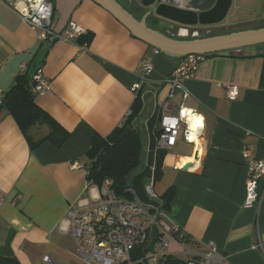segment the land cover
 I'll return each mask as SVG.
<instances>
[{"label": "crops", "instance_id": "0c3cea01", "mask_svg": "<svg viewBox=\"0 0 264 264\" xmlns=\"http://www.w3.org/2000/svg\"><path fill=\"white\" fill-rule=\"evenodd\" d=\"M51 1L53 27L64 31L76 21L89 33L87 44L41 42L18 11L0 0V88L6 95L22 67L32 74L41 68L50 88L35 101L70 132L61 146L47 139L32 149L14 116L4 106L0 109V247L9 240L22 264H93L81 258L76 239L65 232L70 206L99 198L100 187L88 179L86 152L95 134L106 137L123 124L137 97L132 87L142 72V59L154 62L152 76L160 80L181 57L156 54L95 0ZM179 1L202 5V0ZM237 2L233 0L227 17ZM129 4L140 18V8ZM226 18L215 22L214 15L207 26L189 27V34L234 31L223 24ZM163 32L172 35L176 30ZM205 55L194 76L184 80L191 91L186 104L205 116L204 137L196 146L180 139L166 150L156 182L161 197L175 188L169 215L189 236L188 241L177 238L168 254L188 261L183 245L202 251L213 241L228 264H264V252L253 248L259 235L264 241V201L259 211L244 206V150L250 158L264 160V44L256 51ZM228 85L238 89L235 100L228 96ZM167 90L166 84L152 82L138 93L144 106L134 124H143L147 143L146 123ZM148 107L151 113L143 118ZM51 131L48 125H36L31 134L39 140ZM187 163L189 170L184 169ZM46 255L51 262L44 260Z\"/></svg>", "mask_w": 264, "mask_h": 264}, {"label": "built area", "instance_id": "2783aa9c", "mask_svg": "<svg viewBox=\"0 0 264 264\" xmlns=\"http://www.w3.org/2000/svg\"><path fill=\"white\" fill-rule=\"evenodd\" d=\"M4 1L18 11L22 20L38 33L43 43L71 42L87 34L86 28L76 21H70L64 31L56 30L52 25L54 7L51 0ZM154 52L158 54L160 51L155 48ZM205 57V54L197 53L181 57L172 73L160 80L152 76L155 69L152 60L144 58L140 62L142 72L132 87L137 95L144 85L152 82L168 86L166 99L146 123L149 143L144 165L149 167L151 174L145 184V191L151 202L143 201L132 187L127 188L126 195L119 196L111 180L105 179L99 186L100 194L96 203L92 204L86 198L73 203L65 220V232L76 239L77 251L83 260L93 264H150L148 254L163 257L172 251V243L177 238L183 241L185 232L171 218L164 199L156 191V165L159 152L172 149L180 139L196 146L204 137L205 116L186 104L191 91L184 80L194 76ZM22 68L25 71L26 67ZM31 88L37 95L50 88V82L41 68L33 74ZM227 93L232 100L238 97L236 86L228 85ZM4 98L5 91L0 88V109L4 106ZM131 115L132 108H129L124 122ZM244 156L248 158L244 206L256 207L259 211L264 201V160L250 158L247 149L244 150ZM154 225L158 228V239L153 253L147 247ZM157 248L160 254H156ZM253 248L264 252V241L260 235ZM137 250H141L139 256H135ZM182 251L190 257L188 264H228L213 241L202 251L186 245H183ZM44 260L52 261L49 255Z\"/></svg>", "mask_w": 264, "mask_h": 264}, {"label": "trees", "instance_id": "16d2710c", "mask_svg": "<svg viewBox=\"0 0 264 264\" xmlns=\"http://www.w3.org/2000/svg\"><path fill=\"white\" fill-rule=\"evenodd\" d=\"M262 26L264 24L248 28ZM233 30L238 31L240 28ZM77 40L81 44H87L90 40L89 33L87 32V34L80 36ZM33 74L23 71L16 78L13 85L6 92L4 107L16 119L24 135L29 140L32 149L47 139L61 146L67 140L70 132L62 130L58 123L36 103L37 94L31 88ZM143 106V99L138 94L131 107L132 115L106 137L95 134L91 147L86 152V157L90 161L88 179L92 183L101 186L105 179H110L112 187L119 196L126 195L127 188L132 187L143 201L151 202L145 191V184L151 174L149 167L144 165L148 143L147 137L144 140L143 132L145 133L146 130L143 124H134V121L140 116ZM36 125H48L52 131L46 137L35 140L31 130ZM164 154L165 151H160L158 154L156 165L157 181L161 179L163 174ZM139 167H141L140 170H138ZM174 193L175 188L171 187L162 196L168 210H170ZM184 240H189L187 234H185ZM140 253L141 250H137L135 256H139ZM0 264H22L13 252L9 240L4 246L0 247ZM159 264H188V262L174 255L166 254L161 257Z\"/></svg>", "mask_w": 264, "mask_h": 264}, {"label": "water", "instance_id": "95a60500", "mask_svg": "<svg viewBox=\"0 0 264 264\" xmlns=\"http://www.w3.org/2000/svg\"><path fill=\"white\" fill-rule=\"evenodd\" d=\"M95 1L115 16L134 36L173 57L235 51L264 44V26L213 35L199 32L189 34V27L207 26L214 15L217 16L215 22L225 19L233 0H210L207 5H191L179 0H136L144 11L140 18L121 0ZM165 29L176 30V33L168 35L163 32ZM190 168L191 163L184 165L185 170ZM157 239L158 228L154 225L147 247L153 253Z\"/></svg>", "mask_w": 264, "mask_h": 264}, {"label": "rangeland", "instance_id": "374dc122", "mask_svg": "<svg viewBox=\"0 0 264 264\" xmlns=\"http://www.w3.org/2000/svg\"><path fill=\"white\" fill-rule=\"evenodd\" d=\"M127 1V0H126ZM129 3V1H127ZM246 2H249L250 5H246ZM246 8V9H245ZM242 22V23H241ZM227 29H236V28H248L256 27L258 25L264 24V0H238L236 4L232 7L229 16L226 18L223 23ZM262 45V44H261ZM261 45L249 46L246 47V51H256ZM151 113L150 107L143 112V118L148 116ZM141 124V123H140ZM144 140L147 137L146 132H143ZM141 167L138 168L140 170ZM160 249L157 248V253L160 254ZM157 255L148 254L150 264H155L156 260L159 259Z\"/></svg>", "mask_w": 264, "mask_h": 264}, {"label": "flooded vegetation", "instance_id": "af4514ba", "mask_svg": "<svg viewBox=\"0 0 264 264\" xmlns=\"http://www.w3.org/2000/svg\"><path fill=\"white\" fill-rule=\"evenodd\" d=\"M122 1V3L127 7V8H129L130 10H132V8H131V6H130V2L132 3H135L136 5H137V7H139L140 8V10H141V14H143L144 13V11H143V9L138 5V3L136 2V0H127V1H129V3L126 1V0H121ZM209 0H207V1H205L204 3H203V0H202V5H207V4H209ZM203 33L204 34H207V33H210V32H208L207 30H204L203 31Z\"/></svg>", "mask_w": 264, "mask_h": 264}]
</instances>
